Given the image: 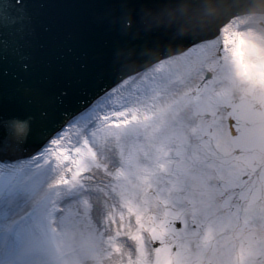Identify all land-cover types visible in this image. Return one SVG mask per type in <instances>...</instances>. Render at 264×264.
Listing matches in <instances>:
<instances>
[{
  "label": "rangeland",
  "instance_id": "374dc122",
  "mask_svg": "<svg viewBox=\"0 0 264 264\" xmlns=\"http://www.w3.org/2000/svg\"><path fill=\"white\" fill-rule=\"evenodd\" d=\"M242 36L249 75L242 78L233 69V42L227 50L228 62H224L219 73L224 72L213 79L217 86L214 95L220 99L215 100L202 87L184 101L185 112L176 119L162 115L153 124L139 119L134 125L139 130L119 134L105 124L88 135L87 146L92 155L75 175L100 169L110 183L105 187L95 184L94 191L83 195L79 191H88L89 187L71 189L69 193L78 197L66 205L61 223L63 226L72 221V240L80 237L89 248L98 243L93 256L95 264H123L130 250L115 235V228L130 215L136 218L137 238L138 233L148 231L154 238L171 240L176 245L175 251L170 248V264H222L225 260L228 264H264L258 253L264 249V234L255 232L264 230V35L256 27H248ZM213 62L214 58L199 65L201 68ZM202 69L195 75H202ZM188 85L193 86L194 81ZM220 103L222 109L216 106ZM222 113L227 119L236 120L232 125L234 142H229L227 135L232 133H228ZM246 118L252 124L259 122V127H249ZM145 138L161 161L153 167L150 155L144 151ZM225 141L229 143L223 145ZM243 142H256L257 147L242 145ZM112 154L117 161L111 160ZM137 168L143 175L136 176L134 191H130ZM97 201L101 210L107 206L100 214L102 225H106L100 227V236L92 216V206ZM53 210L54 205H49L48 215ZM175 219L185 227L173 237ZM195 243L199 253L192 249ZM117 245L122 254L114 253ZM179 251L186 253L178 255ZM254 253L257 254L250 260ZM162 256L163 253L157 258L158 264Z\"/></svg>",
  "mask_w": 264,
  "mask_h": 264
},
{
  "label": "water",
  "instance_id": "95a60500",
  "mask_svg": "<svg viewBox=\"0 0 264 264\" xmlns=\"http://www.w3.org/2000/svg\"><path fill=\"white\" fill-rule=\"evenodd\" d=\"M23 52L0 56L5 118L31 115L26 135L0 123V155L32 157L103 94L158 62L217 38L237 17L264 15V0H36ZM31 67L21 72V64Z\"/></svg>",
  "mask_w": 264,
  "mask_h": 264
},
{
  "label": "bare ground",
  "instance_id": "6f19581e",
  "mask_svg": "<svg viewBox=\"0 0 264 264\" xmlns=\"http://www.w3.org/2000/svg\"><path fill=\"white\" fill-rule=\"evenodd\" d=\"M253 19L256 18L252 16L238 18L229 24L218 38L199 45L189 53L162 62L136 79L124 80L115 90L105 94L100 101L89 108L86 115L83 114L75 118L62 130L56 132L33 161L32 152L23 156L22 159L27 160L26 168L18 180L0 196V254L2 255L4 251L8 250L7 247L10 243L20 241V244L23 245L19 246L17 250L24 258L23 264H32V250L45 251L43 248L44 234H47L46 228L50 221L47 216H49L51 202L56 203V200L68 195L71 189L82 190L84 187H89L88 191H81L82 195L83 192L94 191V185H99L107 178L100 169H93L81 176L75 175L74 172L70 178L66 179L63 169L51 161L52 141L62 140L65 144L71 142L74 146L83 147L88 144L90 132L104 126L106 123L103 118L111 116L114 111L129 107L134 114L144 115L148 112L150 115L153 110L161 108L162 104L163 106L164 103L167 104L166 99L172 98L176 93L182 92L181 95L188 91L190 93L188 84L193 81L198 82L201 78V75H195L198 73V69L214 71V66H212L214 63L201 68L199 63L201 65L208 63L210 59H215L218 53L221 55L222 61L225 58V52L233 43L232 38L236 30H240L239 27L243 23ZM197 63L198 65L195 66ZM83 118L85 121L82 120ZM246 123L249 127L253 126L247 118ZM242 145L257 147L256 142H243ZM110 158L112 161H117L114 154ZM99 203L97 201L93 206L92 216H94V222L98 226H102L100 214L103 209H107V206L101 210ZM109 210L110 208H108ZM71 223L72 221L66 222L63 224L64 228L56 231L55 238L57 240L55 242L62 248L60 249V252L64 254L62 257H67L70 263L74 264L77 252L76 243L71 241L72 235H69L72 231ZM51 229L53 228L51 227ZM53 230L55 231V229ZM93 232L94 230H91L90 234ZM177 243L181 244V241ZM64 258H61L58 264H63ZM176 263L178 264V261Z\"/></svg>",
  "mask_w": 264,
  "mask_h": 264
},
{
  "label": "snow or ice",
  "instance_id": "6c2138e0",
  "mask_svg": "<svg viewBox=\"0 0 264 264\" xmlns=\"http://www.w3.org/2000/svg\"><path fill=\"white\" fill-rule=\"evenodd\" d=\"M36 2V0H0V56L3 54L6 41H14L15 47L18 52H23V45L25 37L31 32L34 25V16L28 5ZM31 71L29 64H21V72L28 73ZM206 88L209 90V95H212L215 99L216 84L213 82L212 74L206 70H202V75L197 84V88ZM218 108L224 107L221 104L216 105ZM105 123L109 129L116 134L121 131H127L129 129L139 130L140 128L134 127L135 122L139 119V114H134L129 107H125L123 110L114 111L111 116H105ZM32 120L31 115L19 116L11 115L7 118L4 116L3 106L0 104V123H7V127L17 137H21L27 134L29 130V124ZM228 123L231 126L236 123V120L229 117ZM147 129L143 131L144 137H146ZM52 143V151L50 153L51 161L58 164L64 171L65 178L68 179L71 175L81 168L85 159L92 155L90 148L85 144L83 147L74 146L71 142L65 144L62 140H54ZM144 151L147 152L152 159V166L158 164L161 161L157 160L154 155L153 149L148 146V142L145 138ZM66 157V158H65ZM158 171V169H157ZM143 175L140 168H137L134 173V179H132L129 190L132 189V184L136 183V176ZM158 178V177H156ZM139 202V197H137ZM175 232L172 233L175 237L176 233L180 229L185 227L179 219H175L172 222ZM179 225V226H177ZM137 224L134 215L127 216L126 220L122 224H118L115 228V235L117 237H123L125 240L130 241L135 245V254L130 251L125 257L123 264H158V257L163 253L167 254L169 247L173 251L176 249V245L171 240H161L154 238L148 231H142L136 234ZM149 246L150 250H149ZM114 253L122 254L121 248L117 245L113 247ZM260 259H264V249H260ZM254 253L250 260L253 258Z\"/></svg>",
  "mask_w": 264,
  "mask_h": 264
}]
</instances>
